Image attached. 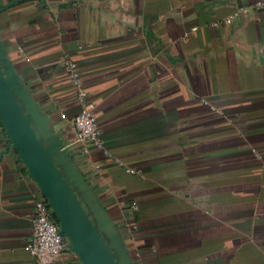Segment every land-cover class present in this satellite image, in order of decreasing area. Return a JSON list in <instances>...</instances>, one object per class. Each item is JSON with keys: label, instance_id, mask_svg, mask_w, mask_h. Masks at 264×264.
I'll use <instances>...</instances> for the list:
<instances>
[{"label": "crops", "instance_id": "1", "mask_svg": "<svg viewBox=\"0 0 264 264\" xmlns=\"http://www.w3.org/2000/svg\"><path fill=\"white\" fill-rule=\"evenodd\" d=\"M258 1L0 0V70L114 264H264ZM62 56L94 104L87 152ZM38 199L0 121V264L35 263ZM62 234L55 264H83Z\"/></svg>", "mask_w": 264, "mask_h": 264}, {"label": "water", "instance_id": "2", "mask_svg": "<svg viewBox=\"0 0 264 264\" xmlns=\"http://www.w3.org/2000/svg\"><path fill=\"white\" fill-rule=\"evenodd\" d=\"M0 121L83 264H114L97 230L34 132L0 70Z\"/></svg>", "mask_w": 264, "mask_h": 264}, {"label": "built area", "instance_id": "3", "mask_svg": "<svg viewBox=\"0 0 264 264\" xmlns=\"http://www.w3.org/2000/svg\"><path fill=\"white\" fill-rule=\"evenodd\" d=\"M254 6L264 8V0L256 2ZM244 9V6H239L233 15ZM62 64L80 105L79 112L73 118L75 141L80 144L83 152H87L89 146H99L102 142L101 131L93 113L94 104L87 98L76 62L68 56H62ZM31 230L32 236L27 249L34 264H55L58 257L67 250L68 242L48 203L43 199L34 203Z\"/></svg>", "mask_w": 264, "mask_h": 264}]
</instances>
